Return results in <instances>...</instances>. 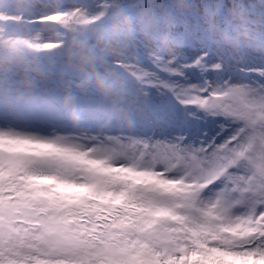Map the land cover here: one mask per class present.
Segmentation results:
<instances>
[{
	"label": "snow or ice",
	"instance_id": "6c2138e0",
	"mask_svg": "<svg viewBox=\"0 0 264 264\" xmlns=\"http://www.w3.org/2000/svg\"><path fill=\"white\" fill-rule=\"evenodd\" d=\"M217 60L176 40L138 66L193 118L148 135L0 129V264H264V57Z\"/></svg>",
	"mask_w": 264,
	"mask_h": 264
},
{
	"label": "clouds",
	"instance_id": "9594fccd",
	"mask_svg": "<svg viewBox=\"0 0 264 264\" xmlns=\"http://www.w3.org/2000/svg\"><path fill=\"white\" fill-rule=\"evenodd\" d=\"M176 16L199 21L222 68L264 57V0H0V107H28L52 86L67 133L84 132L79 99L91 91L107 120L127 128L149 95L138 66L171 55Z\"/></svg>",
	"mask_w": 264,
	"mask_h": 264
},
{
	"label": "rangeland",
	"instance_id": "374dc122",
	"mask_svg": "<svg viewBox=\"0 0 264 264\" xmlns=\"http://www.w3.org/2000/svg\"><path fill=\"white\" fill-rule=\"evenodd\" d=\"M223 21L224 16L221 13L216 17V25H221ZM185 22L186 26L192 28V18L187 19V17H185ZM195 28H201L205 31L200 23H197ZM209 43L210 44L205 40L204 44L179 46L181 58L185 61H190L191 54L198 53L200 49H207L215 56L217 50L212 42ZM43 97V100H38L28 107H0V129L12 128L20 132L39 136H50L53 133H67L69 129L65 115L56 108V92L54 88L49 86L45 90ZM78 109V123L82 131L92 133L106 123L110 130L114 131L116 129V127L107 120L106 112L102 107L98 106L96 96L91 91L80 97ZM160 109L169 110L177 118L184 117L187 121L193 120L192 117H187L185 113L181 112L180 106L177 105L170 96L161 95L155 90H151L149 91L144 113L132 121L134 134H150L152 114L154 111ZM194 123L198 126L202 122L195 121Z\"/></svg>",
	"mask_w": 264,
	"mask_h": 264
},
{
	"label": "trees",
	"instance_id": "16d2710c",
	"mask_svg": "<svg viewBox=\"0 0 264 264\" xmlns=\"http://www.w3.org/2000/svg\"><path fill=\"white\" fill-rule=\"evenodd\" d=\"M222 15L224 16L223 13ZM185 17H187V19L192 18L193 20L192 28L186 26ZM197 23H199V21L192 16H176L173 18L172 34L175 40L179 41V46L204 44L205 40L207 42H211V39L209 41L210 36L206 30L204 31L201 28H195V25ZM224 26H225V17L223 23L217 26V30L219 31Z\"/></svg>",
	"mask_w": 264,
	"mask_h": 264
}]
</instances>
